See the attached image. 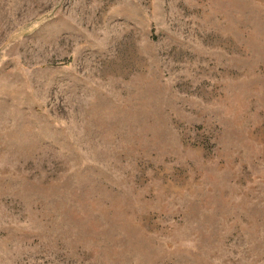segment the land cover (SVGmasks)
I'll return each mask as SVG.
<instances>
[{"label":"rangeland","instance_id":"obj_1","mask_svg":"<svg viewBox=\"0 0 264 264\" xmlns=\"http://www.w3.org/2000/svg\"><path fill=\"white\" fill-rule=\"evenodd\" d=\"M0 264H264V0H0Z\"/></svg>","mask_w":264,"mask_h":264}]
</instances>
